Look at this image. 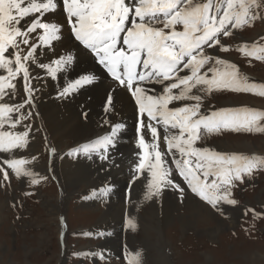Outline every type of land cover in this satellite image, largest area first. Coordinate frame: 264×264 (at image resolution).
<instances>
[{
    "label": "snow or ice",
    "instance_id": "snow-or-ice-1",
    "mask_svg": "<svg viewBox=\"0 0 264 264\" xmlns=\"http://www.w3.org/2000/svg\"><path fill=\"white\" fill-rule=\"evenodd\" d=\"M256 20L264 21V0H0V186L10 185L13 175L28 178L30 185L47 179L20 154L30 147V137L43 131L36 121L42 119L46 87L65 101L108 81L103 135L63 153L48 144L50 156L98 161L105 176L119 169L116 157L127 123L111 117L124 96L135 115L137 149L128 161L126 204L133 185L141 183L146 200L172 190L183 201L190 192L225 215V205L238 204L234 190L264 169V156L218 151L206 141L226 131L264 133V111L211 109L207 101L216 93L264 97V83L220 55L230 50L226 38L234 39L236 30ZM238 50L264 60V37ZM82 58L89 67H79ZM82 116L87 119L88 113ZM48 171H53L51 159ZM114 187L93 190L92 197L106 201ZM249 211L254 218L264 216V210L245 214ZM125 227L137 228L128 209ZM89 255L109 264L103 251ZM126 258L128 264H142L140 252Z\"/></svg>",
    "mask_w": 264,
    "mask_h": 264
},
{
    "label": "rangeland",
    "instance_id": "rangeland-1",
    "mask_svg": "<svg viewBox=\"0 0 264 264\" xmlns=\"http://www.w3.org/2000/svg\"><path fill=\"white\" fill-rule=\"evenodd\" d=\"M261 37H264V21L256 20L250 26L236 30V37L234 39L226 38L225 43L230 46V50L227 53L220 54L222 58L236 63L241 68L243 74L257 83H264V60L244 56L238 49L241 44L247 43L251 46L254 43H259ZM0 74L3 73L0 72ZM40 75H44V73L41 72ZM106 82L108 84V81ZM81 92L78 95L83 94ZM104 96L105 94L100 95V101H94L90 105L91 107L87 106L85 108L89 120L83 117V121L89 122L91 114H93V124L100 123L104 115L102 111ZM228 99L237 101V103L234 105L224 103ZM207 102L211 109L221 108L222 106H234L264 111V97L255 93H216L214 96L209 97ZM120 104L121 102L118 100L116 103V115L111 117V119L116 120L119 118ZM127 104L130 110H133L131 104L128 102ZM123 121L127 123V128L133 129L130 145L132 144L135 151H137L135 148V115L133 125L131 120L127 119ZM36 123L38 126H42L43 131L37 134L35 138L30 137V142L33 143L37 140L36 143L40 146L36 156L45 158V169L48 173V175L45 173V177L47 179H41L42 181L36 185H29L30 183L27 182L22 186L19 185L18 179L13 175L10 185L0 186V196L5 203L4 211L1 213L0 218V264H2V260H5V264H103L99 258L93 261L89 255L92 252L100 251L104 252L109 264H128L126 255L129 252H140L142 264H264V216L254 218L251 211L247 215L245 214L246 209H254L256 212L264 210V169L256 170L251 177L246 179L243 185L234 190L233 196L238 201V204L231 206L234 209L233 212H229L227 209L229 206L225 205V215L223 216L190 192H188L183 201L178 198V193L172 190H166L160 199L137 200L139 196L144 195V186L140 183L133 185L130 190L131 204H126L125 193L128 191V183L131 180L128 164L130 158L125 160L126 155H124L121 148V144L124 145V143H121L116 157V163L121 165V167L119 169L113 168L111 173L115 174L117 178L124 177L126 182L117 184V186L113 182V179L116 180V177L112 174L105 176L104 172L100 170V164L97 161L95 163L99 165L92 167L93 169L91 168L92 176L90 175V181L94 185L89 188L90 191L87 190V194H89L87 196L88 199L84 198L86 197V193L82 192L83 188H80V192L71 193L72 198L67 199L65 202L63 201L65 199L64 193L66 192L64 185L59 182L60 180L54 171L51 173L48 171L50 159L51 167L52 159L56 158L58 161H62L63 159H60L59 156L54 158L50 156V150L47 145L51 144L54 146L51 142L53 140L50 139L49 134L45 133L46 125L42 119L37 120ZM45 136L47 139H45ZM218 139L235 143L233 146L229 145L225 147L219 144ZM247 140L259 148L257 150L252 148V150L239 144ZM261 141H264V133H235L226 131L220 135L210 136L206 141V146L214 147L213 145L219 144L221 148L218 151L222 149L224 152H234L249 156H264V145ZM25 150H20V153ZM62 150V152L60 150L58 152L63 153L68 151L67 149ZM121 154L123 158H121ZM65 159L74 160L75 158L65 157ZM84 161L89 162L86 159ZM32 162L29 161V164ZM47 181L52 183L53 186H50V183H47ZM2 184L3 181L0 180V185ZM105 185L109 187L115 186L111 193L112 195L103 202L93 198L92 191L96 190L98 192ZM119 185L122 187L120 194ZM40 191L50 198H53V196L59 197L57 219H51L50 217H55V215L53 214L48 217V213L42 210V205L37 197ZM25 192L32 194L25 196L23 195ZM117 195H120L118 200L116 199ZM90 197L92 198L93 202L91 203L93 206L86 207L82 205L86 203L85 201H89ZM120 201L122 202L121 204L119 203ZM187 202L197 203L203 211L186 209ZM141 203H143L142 206L144 204L145 206H156L157 215L161 214L159 217L156 215L158 221L161 219L163 215L162 211L164 210L173 214V217L163 225L160 224V221L158 225L154 222V227L150 229V231L156 232L162 229L164 236L166 235L169 240L167 241L166 238H163L165 239L164 242H167L169 246L162 247L159 244L158 238L155 241L151 239V242H142L143 247L136 242L130 243L127 241L126 237H128V234H136L137 229H126V209L129 208L128 210H131L132 215L136 216L137 213L134 211V206L140 207ZM104 209L105 211L108 209L111 212L116 211L118 216H121L119 236L112 230L104 229L106 222L105 217H102V210ZM105 215L109 214L105 213ZM199 217L203 218V222H199ZM172 225H179V230L178 228L169 229L168 227ZM57 226H59L58 232L56 231ZM103 231L106 235L99 239L96 238L94 234ZM88 233H92L93 235H87ZM110 238H112L110 241L115 245L114 248L104 247L101 243ZM74 253H81L82 255L77 256ZM168 256H170V260L165 262V257Z\"/></svg>",
    "mask_w": 264,
    "mask_h": 264
},
{
    "label": "bare ground",
    "instance_id": "bare-ground-1",
    "mask_svg": "<svg viewBox=\"0 0 264 264\" xmlns=\"http://www.w3.org/2000/svg\"><path fill=\"white\" fill-rule=\"evenodd\" d=\"M89 65H90V61H88L87 59L82 58L79 67L86 68V67H89ZM106 87H107V82L105 81L104 84L100 85L99 87L88 88L87 90H82L83 94H81V95L77 94L72 99L65 100V101L57 100L55 98V92L52 90L51 87H46L44 89V93L42 94V99L40 101L39 110H40V113H41L42 121L46 125L45 133L49 134L50 139L53 140V141H51L52 144L58 150H60V152L63 151L62 149H67L68 150V148L75 147L79 143L80 144L81 143H86L89 140L96 139L98 134L99 135H103L104 129L100 126V123L98 122L96 124H93L94 123L93 114H91L90 121L86 123V121H83L82 113L86 112L85 108L87 106H90V105H92L94 103V101L96 102L97 100H99L101 98L100 95H104L105 94V88ZM119 102H121L120 110H119L120 114L118 113L119 114V118H117L116 120H120V119L127 120L128 119V120H131L132 125H133L134 111L130 110L129 105L127 104V102H128L127 98L124 97V96H121V99L119 100ZM224 103H226L228 105H232V104L234 105V104L237 103V101H233L231 99H228ZM207 104H208V102H207ZM99 107H100V105H99ZM232 107H234V106H232ZM87 119H88V117H87ZM89 123H91L93 125H90ZM132 130L133 129H131V128H127L126 129V134L124 135V137L122 139V142H121V143H124V145L121 144V146H122L121 148H122V151H123L124 155H126L125 160L129 159V158L132 159L134 157V153H135V149H134L133 145L132 144H131L132 146L130 145V137L133 134ZM36 141L37 140H35L33 143H31L29 141L30 142V147L27 148L24 152H21L20 154L22 156H24V157H27L30 162L33 161L31 164L27 165L28 167H30L34 172L39 173V177H41V176L45 177L46 176L45 173L48 175V173H47V171L45 169V164H46L45 161H44L45 158L36 156L37 152H38V149L40 148L39 144L36 143ZM218 142H219V144H221V145H223L225 147H228L229 145L233 146L234 143H235V142H229V141L223 140V139L222 140L218 139ZM261 143L264 145V141H261ZM219 144L218 145L217 144L213 145L214 148H216L217 150H220L221 147H220ZM239 144H241V146H243L245 148H248V149H252L253 148V149L257 150L259 148V147L255 146L254 144H252V142H250L249 140H247L245 142H240ZM221 151H222V149H221ZM32 157H35L36 159L33 160ZM97 165H99V164H97L95 162L84 161V159H82V158L81 159H74V160H67V159L64 158L62 161H60V160L58 161L56 158L52 159V169L57 174L58 179L60 180L59 182H61L62 185H64V188L66 189L65 190L66 192L64 193L65 194V199H63V201L66 202L67 199L72 198L71 195L74 192H80L82 188H83L82 192L86 193L85 194L86 196L89 195V194H87V192L90 191L89 188H91L94 185L93 182L90 181L91 168L92 167H96ZM113 176H115V174ZM27 182H29L28 178H24L22 180L18 179L19 185L23 186ZM113 182L116 183V185H117V184H122V182H126V181H125L124 177H121V178H119V177L117 178L116 177V180L113 179ZM47 183H50V182L47 181ZM51 185L53 186L52 183H50V186ZM84 187L87 188V189H85ZM121 190H122V187L120 186L119 194H120ZM136 193H138V192H136ZM114 195H113V197H114ZM119 196L120 195H117V198H116L117 200H118ZM37 197L39 199L40 204L42 205V210L46 211V213H48L47 216L49 217L50 215L52 216L54 214L55 217L52 216L50 218L51 219H57V209H58V204H59V201H60L59 197L53 196V198H50V197L46 196L44 193H42L41 191L37 194ZM143 197H144V195L139 196L138 198L137 197H135V198H137V200H143L144 199ZM112 199H114V198H112ZM108 201H109V199H108ZM85 202L86 203H84V204H82L81 202L80 203L82 205L86 206V207H92L93 206V204L91 203V202H93L91 197H90L89 201H85ZM119 203L121 204L122 202L120 201ZM4 204H5L4 200L0 196V218H1V213H3V211H4V207H5ZM142 204L143 203H141L140 207H134V211H136V213H137L136 216H134V218L136 220V223H137V228H136L137 229V233L136 234H134V233L131 234V233L128 232L129 233L128 237H126L127 241L130 242V243L136 242V243H138V245L140 244V246L143 247L142 242H151V239H153L155 241V239L158 238L159 239V244L162 247L169 246V244L167 242H164L165 239H163V238L167 239V237H166V235L164 236V233H163L162 229L158 230L157 232L156 231H150V229H152L154 227V222L156 223V225H158L159 221H160V224L163 225L165 222L170 220L171 217H173L172 216L173 214L171 212H166L164 210V211H162L163 215H162L161 219L158 221L157 217H159L161 214L159 216L157 215L156 206L155 205H148V206L146 205L145 206V204L142 206ZM185 207H186V209H191L193 211H203L198 206L197 203L187 202ZM227 209L229 210V212H233V210H234V209L231 208V206H229ZM174 210H176V209H174ZM55 211H56V214H55ZM236 212H237V209H236ZM105 213H108L109 215H105ZM156 215H157V217H156ZM102 217H105V220H106L104 229L105 230H112L116 235H118L120 230H121L120 229V226H121L120 223H121V220H122L121 216L119 217L118 213H116V211L115 212H111L109 209L107 211H105V209H104V210H102ZM199 222H203V218L202 217H199ZM41 225H42V222H41ZM42 227H43V225H42ZM181 227H183V226H181ZM168 228L169 229L178 228V230H179V225H177V226L176 225H172V226H170ZM114 229H116V230H114ZM58 230H59V226L56 227V231L57 232H58ZM179 233H180V231H179ZM110 240H112V238L104 240L101 244L104 247H113L114 248L115 245H113V242H111ZM167 241H169V240L167 239ZM153 251H155V250H153ZM56 259H58V258H56ZM165 260H166L165 262L169 261L170 260V256L165 257ZM5 263H6L5 260H2V264H5Z\"/></svg>",
    "mask_w": 264,
    "mask_h": 264
}]
</instances>
